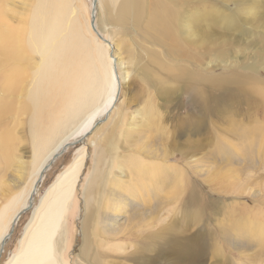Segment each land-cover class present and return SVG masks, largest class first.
<instances>
[{
  "label": "rangeland",
  "instance_id": "374dc122",
  "mask_svg": "<svg viewBox=\"0 0 264 264\" xmlns=\"http://www.w3.org/2000/svg\"><path fill=\"white\" fill-rule=\"evenodd\" d=\"M70 6L69 17L85 30L91 0ZM94 25L116 55L115 106L45 170L0 264L46 187L83 146L65 224L66 264H264V0H100ZM57 106L55 99L49 108ZM11 112L2 125L21 135L17 155L27 174L28 115L16 127ZM14 169L9 183L18 178ZM99 170L103 185L90 186Z\"/></svg>",
  "mask_w": 264,
  "mask_h": 264
},
{
  "label": "bare ground",
  "instance_id": "6f19581e",
  "mask_svg": "<svg viewBox=\"0 0 264 264\" xmlns=\"http://www.w3.org/2000/svg\"><path fill=\"white\" fill-rule=\"evenodd\" d=\"M70 1L0 0V68L6 69L0 81V253L21 214L34 204L45 170L72 139L87 136L117 100L116 55L109 53L106 39L98 38L91 25L100 0L94 6L91 0L85 30L77 17H69ZM128 9L127 4L122 7L124 16ZM84 31L91 38L84 37ZM55 99L58 106L49 108ZM11 111L16 127L23 125L19 116L28 115L31 161L27 174L26 162L17 155L21 135L11 136L7 125H2ZM69 123H73L71 128ZM66 127L63 135L55 136ZM86 156L84 146L77 148L70 163L46 187L5 264H66L62 257L65 224ZM14 166L17 183H9L6 173ZM94 176L90 186L103 185L100 170ZM83 219L82 253H86V217Z\"/></svg>",
  "mask_w": 264,
  "mask_h": 264
},
{
  "label": "water",
  "instance_id": "95a60500",
  "mask_svg": "<svg viewBox=\"0 0 264 264\" xmlns=\"http://www.w3.org/2000/svg\"><path fill=\"white\" fill-rule=\"evenodd\" d=\"M97 2V0H93V6L95 5V3ZM94 21H95V17H94V14L92 13V16H91V25H94ZM101 39H103L100 34L98 35ZM104 40V39H103ZM106 42V40H105Z\"/></svg>",
  "mask_w": 264,
  "mask_h": 264
}]
</instances>
